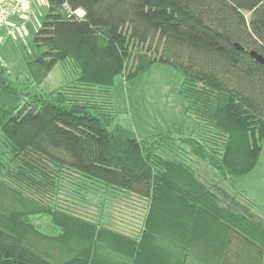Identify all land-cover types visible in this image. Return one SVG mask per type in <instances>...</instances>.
Segmentation results:
<instances>
[{
  "label": "trees",
  "instance_id": "trees-1",
  "mask_svg": "<svg viewBox=\"0 0 264 264\" xmlns=\"http://www.w3.org/2000/svg\"><path fill=\"white\" fill-rule=\"evenodd\" d=\"M32 44L23 82L0 67V264H264V223L194 164L223 180L256 166L264 64L249 51L264 58V0H47ZM58 63L72 80L31 93ZM154 63L181 73L194 136L140 140L115 123V78ZM62 195L98 214L65 208ZM130 196L146 204L138 236L108 222ZM42 216L51 234L34 225Z\"/></svg>",
  "mask_w": 264,
  "mask_h": 264
},
{
  "label": "rangeland",
  "instance_id": "rangeland-1",
  "mask_svg": "<svg viewBox=\"0 0 264 264\" xmlns=\"http://www.w3.org/2000/svg\"><path fill=\"white\" fill-rule=\"evenodd\" d=\"M43 2L47 4V0ZM11 32L12 34L4 33L2 30L1 33L0 30V67L9 78L24 81L26 76L24 57L33 50L32 36L25 38L26 30L17 33L12 29ZM10 38L14 40L16 46L10 43ZM75 75L68 64L58 63L41 84H32L29 90L38 95L55 93ZM181 79L182 75L177 69L163 63L152 64L147 71L133 79L117 76L112 94L115 123L132 130L140 140L164 131H169L173 137L194 136L198 126L195 119L185 113V103L178 93ZM190 162L192 163L191 159ZM194 162L198 167L196 168L198 174L208 178L209 183L214 184L219 191L225 192L226 203L234 205L238 210L246 208L257 220L264 223V140L261 142V152L256 166L241 176H231L223 180L206 161ZM60 203L82 216L94 217L98 214L95 205L81 203L65 195H62ZM145 211L144 201L139 198L132 199L130 196L109 207L108 222L118 231L138 236ZM33 223L42 233H52L53 226L48 216L35 218Z\"/></svg>",
  "mask_w": 264,
  "mask_h": 264
},
{
  "label": "crops",
  "instance_id": "crops-1",
  "mask_svg": "<svg viewBox=\"0 0 264 264\" xmlns=\"http://www.w3.org/2000/svg\"><path fill=\"white\" fill-rule=\"evenodd\" d=\"M25 5V12L19 17H10L8 22L2 27L4 33L12 34L11 30L14 32L25 31V38L33 37L35 34L43 15L46 12L47 4L43 0H21ZM25 27V28H24ZM29 30H27V29ZM0 33V34H1ZM11 37V36H10ZM10 43L14 46L16 43L12 38H10ZM16 46V45H15Z\"/></svg>",
  "mask_w": 264,
  "mask_h": 264
},
{
  "label": "built area",
  "instance_id": "built-area-1",
  "mask_svg": "<svg viewBox=\"0 0 264 264\" xmlns=\"http://www.w3.org/2000/svg\"><path fill=\"white\" fill-rule=\"evenodd\" d=\"M25 12L24 2L21 0H0V30L10 17Z\"/></svg>",
  "mask_w": 264,
  "mask_h": 264
},
{
  "label": "water",
  "instance_id": "water-1",
  "mask_svg": "<svg viewBox=\"0 0 264 264\" xmlns=\"http://www.w3.org/2000/svg\"><path fill=\"white\" fill-rule=\"evenodd\" d=\"M237 49H241L240 46L238 44H236ZM249 55L252 59H254L256 62L260 63V64H264V58L261 54H259L258 52H256L255 50H251L249 51Z\"/></svg>",
  "mask_w": 264,
  "mask_h": 264
}]
</instances>
